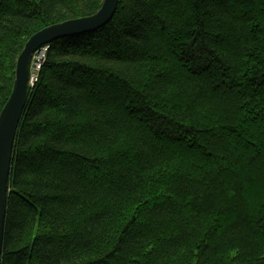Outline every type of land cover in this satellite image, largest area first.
Wrapping results in <instances>:
<instances>
[{
    "label": "trees",
    "instance_id": "16d2710c",
    "mask_svg": "<svg viewBox=\"0 0 264 264\" xmlns=\"http://www.w3.org/2000/svg\"><path fill=\"white\" fill-rule=\"evenodd\" d=\"M104 0H0V114L28 39ZM2 264H264V0H119L48 44Z\"/></svg>",
    "mask_w": 264,
    "mask_h": 264
},
{
    "label": "water",
    "instance_id": "95a60500",
    "mask_svg": "<svg viewBox=\"0 0 264 264\" xmlns=\"http://www.w3.org/2000/svg\"><path fill=\"white\" fill-rule=\"evenodd\" d=\"M118 6L119 0H104L101 8L93 15L52 24L37 31L28 39L17 59L13 89L0 114V264L3 257L9 180L17 132L29 99L32 57L41 47L57 39L92 32L106 25L115 16Z\"/></svg>",
    "mask_w": 264,
    "mask_h": 264
},
{
    "label": "built area",
    "instance_id": "2783aa9c",
    "mask_svg": "<svg viewBox=\"0 0 264 264\" xmlns=\"http://www.w3.org/2000/svg\"><path fill=\"white\" fill-rule=\"evenodd\" d=\"M48 48H49L48 44L44 45L39 50H37L32 57L30 79H29L30 86H33L34 83L38 80L39 71L45 61Z\"/></svg>",
    "mask_w": 264,
    "mask_h": 264
}]
</instances>
